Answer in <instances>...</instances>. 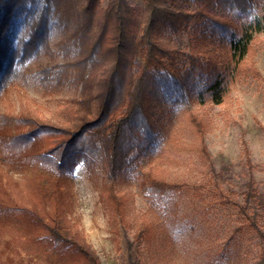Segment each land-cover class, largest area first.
Segmentation results:
<instances>
[{"label": "trees", "instance_id": "obj_1", "mask_svg": "<svg viewBox=\"0 0 264 264\" xmlns=\"http://www.w3.org/2000/svg\"><path fill=\"white\" fill-rule=\"evenodd\" d=\"M261 1L0 0V104L6 107L0 108V129L14 124L12 142L25 151L41 141L35 160L56 183L46 197L34 191L31 207L18 206L0 187V216L13 215L33 228L35 240L73 264H101L83 233L67 220L70 205L61 186L80 162L99 163L106 178L104 201L118 227L114 233H133L129 264H173L169 247L183 186L152 165L138 169L142 160L154 157L158 143L153 101L220 106L228 99L230 80L259 76L250 60L254 38L240 22ZM20 23L29 25L30 36L21 50H13L9 37ZM54 32L60 33L65 61L46 70L41 85L49 95L71 85L78 96L59 102L51 118L35 100L16 113L9 97L20 76L17 66L32 54L48 52ZM165 35L188 36V49L171 46ZM188 120L205 133L207 125L197 112L189 111ZM128 172H135L143 197L153 204L150 212L138 214L134 194L121 189ZM240 194L238 214L260 239L263 264L264 196L252 175ZM115 243L119 247L118 239Z\"/></svg>", "mask_w": 264, "mask_h": 264}, {"label": "rangeland", "instance_id": "obj_2", "mask_svg": "<svg viewBox=\"0 0 264 264\" xmlns=\"http://www.w3.org/2000/svg\"><path fill=\"white\" fill-rule=\"evenodd\" d=\"M240 26L254 38V54L250 60L259 76L250 74L230 80L228 99L220 106L210 102L177 105L164 99L153 101L152 118L158 143L154 157L142 160L138 169L146 170L152 165L167 172L170 181L183 186L177 198L178 222L169 247L173 264L261 262L260 239L242 221L236 204L243 203L240 192L251 175L264 196V0L254 3L252 16L240 22ZM29 36V25L20 23L9 37L11 48L21 50ZM50 39L48 52L32 54L17 66L20 76L9 97L16 113L28 100H35L51 118L59 102L78 96V89L71 85H64L52 95L44 92L41 78L45 71H52L65 61L58 44L60 33L54 32ZM163 40L182 50H187L190 44L188 36L170 38L165 35ZM74 58L71 55L69 59ZM0 108L6 107L0 104ZM189 111L197 112L207 125L203 135L189 122ZM17 130L14 124L0 129V187L10 192L18 206L31 207L34 191L46 197L49 188L56 183L35 160L34 155L43 150L41 141L35 140L31 151H25L24 146L12 142ZM16 160L18 163H11ZM247 162L251 163V168ZM61 186L70 205L67 220L73 230L83 233L100 263L129 264L128 243L133 233L123 230H119L118 236L114 233L118 227L104 201L106 178L101 165L95 163L89 167L80 162ZM120 187L134 194L138 214L151 211L153 204L143 197L135 172L123 175ZM0 264L73 263L67 256L50 251L45 241L35 240L33 228L13 215L2 214Z\"/></svg>", "mask_w": 264, "mask_h": 264}]
</instances>
